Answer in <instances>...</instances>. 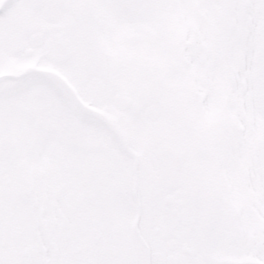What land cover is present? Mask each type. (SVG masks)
<instances>
[{
  "label": "snow or ice",
  "instance_id": "1",
  "mask_svg": "<svg viewBox=\"0 0 264 264\" xmlns=\"http://www.w3.org/2000/svg\"><path fill=\"white\" fill-rule=\"evenodd\" d=\"M0 264H264V0H0Z\"/></svg>",
  "mask_w": 264,
  "mask_h": 264
}]
</instances>
